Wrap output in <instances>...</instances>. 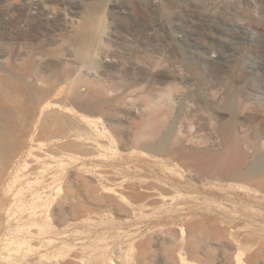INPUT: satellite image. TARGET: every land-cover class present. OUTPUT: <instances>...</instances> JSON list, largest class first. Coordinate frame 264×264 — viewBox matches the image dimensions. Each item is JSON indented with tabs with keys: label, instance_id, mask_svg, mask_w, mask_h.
I'll use <instances>...</instances> for the list:
<instances>
[{
	"label": "rangeland",
	"instance_id": "1",
	"mask_svg": "<svg viewBox=\"0 0 264 264\" xmlns=\"http://www.w3.org/2000/svg\"><path fill=\"white\" fill-rule=\"evenodd\" d=\"M85 1L0 0V264H264V0H197L213 62Z\"/></svg>",
	"mask_w": 264,
	"mask_h": 264
},
{
	"label": "built area",
	"instance_id": "2",
	"mask_svg": "<svg viewBox=\"0 0 264 264\" xmlns=\"http://www.w3.org/2000/svg\"><path fill=\"white\" fill-rule=\"evenodd\" d=\"M69 2V3H68ZM67 6L63 7L64 19H73L74 10L69 6L73 0H68ZM90 14H94L99 8L102 10L106 29L100 36L98 52H106L109 48H117L121 45V40H130L136 45L138 35L135 31V24L138 22V9L143 8L150 20L160 25L162 31H167L170 41L177 52L188 55H205V61L213 62L220 56L232 53V41L228 38L223 46L214 45L212 42L206 44L197 39L194 26H190L200 21L201 17L194 8L197 0H87L85 1ZM236 22L228 21L224 28L230 32H239L243 37L244 27L238 29ZM162 34V33H161ZM212 37L211 34L208 36ZM242 39H245V37ZM134 45L131 49L135 48ZM117 50V49H116ZM217 57V58H216ZM208 58V59H206ZM194 63L195 61L192 60ZM200 61V59H199ZM197 60V62H199Z\"/></svg>",
	"mask_w": 264,
	"mask_h": 264
},
{
	"label": "bare ground",
	"instance_id": "3",
	"mask_svg": "<svg viewBox=\"0 0 264 264\" xmlns=\"http://www.w3.org/2000/svg\"><path fill=\"white\" fill-rule=\"evenodd\" d=\"M104 21H105V18H104ZM102 22H103V21H102ZM105 22H106V21H105ZM106 24H107V22H106ZM106 24H105V25H106ZM105 25H103V26L101 25V28L104 27ZM237 25H239V24H237ZM104 28L106 29V26H105ZM105 29H104V30H105ZM103 32H104V31H103ZM251 38H252V37H251ZM249 39H250V38H249ZM253 62H254V61H253ZM262 92L264 93V91H262Z\"/></svg>",
	"mask_w": 264,
	"mask_h": 264
}]
</instances>
